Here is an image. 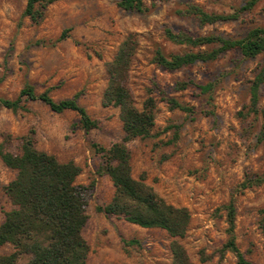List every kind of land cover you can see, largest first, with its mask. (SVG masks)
<instances>
[{
	"label": "rangeland",
	"instance_id": "rangeland-1",
	"mask_svg": "<svg viewBox=\"0 0 264 264\" xmlns=\"http://www.w3.org/2000/svg\"><path fill=\"white\" fill-rule=\"evenodd\" d=\"M26 1L0 0V96L14 98L25 83L36 92L49 89L55 100L80 92L78 102L98 124L85 130L75 111L56 112L39 99L24 101L25 110L0 104V142L8 141L7 148L17 152L21 138L32 136L38 149L81 167L75 181L90 186L88 219L81 230L89 246L86 263L173 264L171 237L164 229L141 227L97 209L110 200L114 186L92 143L109 146L124 134L118 107L102 105L106 62L132 34L138 44L127 85L136 107L142 108L149 95L155 99L151 135L127 142L133 176H144L167 202L189 210L179 241L193 263L236 264L234 253L221 249L227 238L226 210L221 206L232 199L236 243L254 264H264V82L258 111H248L250 85L262 66V53L244 57L232 48L173 70L153 61L156 48L170 54L219 45L176 43L166 37V28L239 39L255 26L264 27V0L250 7H243L249 0H144L143 10L123 8L118 0H51L38 21L23 14ZM189 4L233 15L201 22L179 12ZM63 29H68L66 37L58 40ZM188 79L210 83L211 88L202 91L195 83L175 87L177 80ZM165 97L193 111L172 108ZM15 172L0 159V222L13 207L4 185ZM129 239L138 243L126 244ZM12 250L9 243L0 247V253ZM28 257L21 255L16 264Z\"/></svg>",
	"mask_w": 264,
	"mask_h": 264
},
{
	"label": "trees",
	"instance_id": "trees-1",
	"mask_svg": "<svg viewBox=\"0 0 264 264\" xmlns=\"http://www.w3.org/2000/svg\"><path fill=\"white\" fill-rule=\"evenodd\" d=\"M51 0H27L23 10L33 21L43 18L47 4ZM257 0H249L243 7L252 6ZM153 3V2H152ZM118 5L126 9H146L144 0H118ZM180 13L193 14L201 22H214L232 17L233 14L208 13L200 7L189 4ZM68 29H63L59 39L66 37ZM165 35L176 43L189 45L219 43L209 51H186L165 54L156 48L153 61L159 66L173 70L197 60L216 58L221 52L237 48L244 57L263 55L260 70L250 85L249 112L258 111L259 87L264 82V27L251 28L245 37L224 38L217 34L192 35L183 30L165 29ZM137 39L128 34L118 45L113 57L106 62L107 81L102 94L103 106H117L124 132L119 141L103 146L92 143L100 154L101 168L114 186L110 200L97 209L107 215L120 216L141 227L164 229L171 237L170 250L173 264H195L190 259L179 238L185 235L190 212L185 206L167 202L152 186L144 181V176L135 178L132 174L131 154L127 142L134 138L151 135L154 126L155 99L149 95L142 108L136 107L127 85V77L132 57L137 48ZM1 81V78H0ZM195 82L191 79L177 80L175 87L183 89ZM202 91H208L211 84H196ZM80 92L55 100L49 89L36 92L25 83L14 98L0 96V104L13 111L25 110L24 101L39 99L56 112L73 110L79 116L82 128L96 127L98 121L92 118L84 106L78 102ZM172 108L192 112V107L181 104L173 97H165ZM264 116V109L262 110ZM264 136V123L261 128ZM17 152L7 148V142H0V159L15 175L5 185L4 191L13 207L4 213L0 222V247L11 244L13 250L0 253V264H16L18 258L26 254L23 264H87L89 246L81 230L87 222V196L90 186L76 183L81 167L73 160L60 161L56 155L35 146L32 136L21 138ZM226 210L227 238L222 250H229L236 257V264H254L238 247L234 234L235 206L230 199L221 206ZM264 212V209L262 210ZM264 218V215H263ZM126 244L138 243L136 239L124 240Z\"/></svg>",
	"mask_w": 264,
	"mask_h": 264
}]
</instances>
